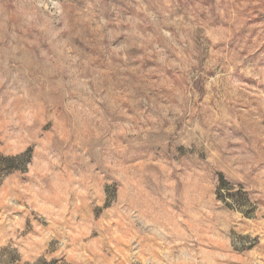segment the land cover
Instances as JSON below:
<instances>
[{"label": "rangeland", "instance_id": "374dc122", "mask_svg": "<svg viewBox=\"0 0 264 264\" xmlns=\"http://www.w3.org/2000/svg\"><path fill=\"white\" fill-rule=\"evenodd\" d=\"M0 264H264V0H0Z\"/></svg>", "mask_w": 264, "mask_h": 264}]
</instances>
